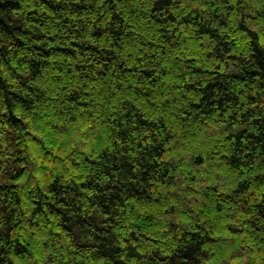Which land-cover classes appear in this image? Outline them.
Returning <instances> with one entry per match:
<instances>
[{"label":"trees","instance_id":"16d2710c","mask_svg":"<svg viewBox=\"0 0 264 264\" xmlns=\"http://www.w3.org/2000/svg\"><path fill=\"white\" fill-rule=\"evenodd\" d=\"M0 264H264V0H0Z\"/></svg>","mask_w":264,"mask_h":264}]
</instances>
